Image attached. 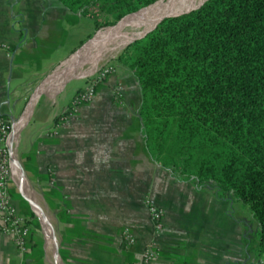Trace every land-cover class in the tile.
I'll list each match as a JSON object with an SVG mask.
<instances>
[{"label":"crops","instance_id":"0c3cea01","mask_svg":"<svg viewBox=\"0 0 264 264\" xmlns=\"http://www.w3.org/2000/svg\"><path fill=\"white\" fill-rule=\"evenodd\" d=\"M70 15L82 18L52 0H0V41L9 45L0 49V114L19 120L8 190L32 231L24 254L0 232V264H133L154 237L146 197L164 211L151 264H255L228 201L174 179L149 155L140 86L120 57L93 99L63 115L82 87L43 85L89 37L69 45ZM216 202L212 219L206 206ZM219 222H232L233 234L213 227ZM123 227L134 236L130 249Z\"/></svg>","mask_w":264,"mask_h":264},{"label":"trees","instance_id":"16d2710c","mask_svg":"<svg viewBox=\"0 0 264 264\" xmlns=\"http://www.w3.org/2000/svg\"><path fill=\"white\" fill-rule=\"evenodd\" d=\"M52 1L79 14L99 5L113 25L156 0ZM125 48L149 155L174 179L246 203V243L264 263V0H206Z\"/></svg>","mask_w":264,"mask_h":264},{"label":"built area","instance_id":"2783aa9c","mask_svg":"<svg viewBox=\"0 0 264 264\" xmlns=\"http://www.w3.org/2000/svg\"><path fill=\"white\" fill-rule=\"evenodd\" d=\"M0 49L8 51L9 45L0 41ZM113 71L114 66L108 62L99 66L93 73L95 75L92 74L93 77L86 82L87 84L74 92L69 107L63 115H72L77 112L78 106L90 102L94 97L96 86L102 83ZM115 96L117 98L121 97L119 89L116 90ZM18 131L19 120L10 119L0 114V232L10 236L18 252L24 254L31 247L32 231L26 217L20 214L17 207L13 204L8 190V183L13 177L15 166ZM145 204L149 219L153 225L154 237L144 246L140 259L133 264H151L159 254V247L155 238L162 230L164 211L153 203L150 197H146ZM35 214L43 220V227H47L48 224H45L39 210H35ZM120 237L125 249H130L134 245V236L129 227H123L120 230ZM45 238L46 241L50 240L47 235ZM261 264L264 263L261 262Z\"/></svg>","mask_w":264,"mask_h":264},{"label":"bare ground","instance_id":"6f19581e","mask_svg":"<svg viewBox=\"0 0 264 264\" xmlns=\"http://www.w3.org/2000/svg\"><path fill=\"white\" fill-rule=\"evenodd\" d=\"M205 0H163L121 19L115 27L99 30L46 80L43 86L55 88L72 79L93 73L99 64L151 29L165 15L198 7ZM30 108V107H29ZM26 110L25 115H28ZM25 120V119H24ZM23 124V123H22Z\"/></svg>","mask_w":264,"mask_h":264},{"label":"rangeland","instance_id":"374dc122","mask_svg":"<svg viewBox=\"0 0 264 264\" xmlns=\"http://www.w3.org/2000/svg\"><path fill=\"white\" fill-rule=\"evenodd\" d=\"M83 11H85L84 14H80L82 16V18L77 22H75L72 19V16H69V21H70V40H69V45H72L74 42H77L79 39H84L87 36L88 37V41L90 39H92L94 37V35H96V33L104 28H108V27H115L116 25L112 26V18L105 14L104 11L99 7V5H95V6H90L87 9H84ZM87 42V41H86ZM75 44V43H74ZM125 47L123 49H120L118 52H116L113 56H111L110 58H108L107 60L102 61L99 66H101L103 63H109L113 65V58L114 57H118L119 55H121L122 53L125 52ZM94 73V72H93ZM93 73H90L80 79H72L71 81L69 80L67 85L68 87L72 86V85H79L81 87H84L87 83L88 80L91 79V77H93ZM93 74V75H92ZM85 82V83H84ZM226 201H228V211L230 213V215L232 214L234 217L238 218L239 220H241V222L248 221V222H252L253 218H252V214L251 211L249 209V206L244 203L241 200L235 199L232 201H229L226 199ZM220 207H222L220 204H218L217 202L212 204L211 208L208 206H206L207 210L210 212V217L213 219L215 217H213L212 215L214 214V211L218 210ZM244 224V223H243ZM254 222L252 223V227H254ZM243 226V225H242ZM213 227H229L228 231L231 233V227H236L235 225L232 224V222H226V224L219 222L216 223L215 226ZM244 232L247 233L246 231L250 228L247 229V227L244 225ZM253 244V242H252ZM251 244V245H252ZM255 264H258L257 259L254 262Z\"/></svg>","mask_w":264,"mask_h":264},{"label":"water","instance_id":"95a60500","mask_svg":"<svg viewBox=\"0 0 264 264\" xmlns=\"http://www.w3.org/2000/svg\"><path fill=\"white\" fill-rule=\"evenodd\" d=\"M166 1V0H165ZM206 1V0H205ZM204 1V2H205ZM158 2H163V0H156L155 2H153L152 4H149L148 6H145V7H143V8H140L139 10H137V11H135V12H132V13H136V12H138V11H140L141 9H144V8H147V7H149V6H151V5H154L155 3H158ZM203 2V3H204ZM203 3H201L198 7H196V8H192V9H189V10H187V11H184V12H180V13H177V14H171V15H165L164 17H162L151 29H149L148 31H146V32H144L141 36H138L137 38H135V39H133L132 40V42H134V41H136V40H138V39H141V38H143L148 32H150L151 30H153L155 27H156V25L162 20V19H164V18H166V17H174V16H179V15H182V14H185V13H187V12H190V11H192V10H195V9H198ZM132 13H129V14H132ZM129 14H126V15H124L123 17H121L115 24H113V25H116L121 19H123L125 16H127V15H129ZM112 25V26H113ZM88 41V40H87ZM132 42H130V43H132ZM86 43V42H85ZM84 43V44H85ZM129 43V44H130ZM84 44H82L78 49H80ZM127 46V45H126ZM125 46V47H126ZM77 49V50H78ZM77 50L73 53V54H71L70 55V57H72L76 52H77ZM69 57V58H70ZM68 58V59H69ZM229 201H232V200H229ZM39 209V208H38ZM40 210V209H39ZM43 218H44V222H45V224L47 225L49 222H48V219L43 215Z\"/></svg>","mask_w":264,"mask_h":264},{"label":"flooded vegetation","instance_id":"af4514ba","mask_svg":"<svg viewBox=\"0 0 264 264\" xmlns=\"http://www.w3.org/2000/svg\"><path fill=\"white\" fill-rule=\"evenodd\" d=\"M244 225H245L246 227H250V223H249L248 221H245V220H244Z\"/></svg>","mask_w":264,"mask_h":264}]
</instances>
